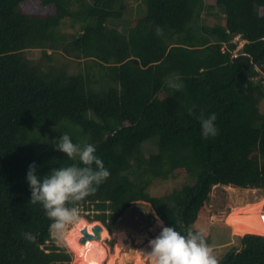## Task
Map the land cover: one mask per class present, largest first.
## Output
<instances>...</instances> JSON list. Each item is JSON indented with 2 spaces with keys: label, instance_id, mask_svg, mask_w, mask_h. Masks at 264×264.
<instances>
[{
  "label": "trees",
  "instance_id": "1",
  "mask_svg": "<svg viewBox=\"0 0 264 264\" xmlns=\"http://www.w3.org/2000/svg\"><path fill=\"white\" fill-rule=\"evenodd\" d=\"M139 3L123 18L124 0H0V264H73L25 179L32 162L39 175L78 163L54 148L62 132L94 144L110 171L77 202L110 233L142 200L209 245L195 224L213 186L264 188V0H216L207 7L224 15L214 23L202 18L205 0ZM67 17L80 30L63 33ZM34 48L39 60L27 55ZM173 76L181 89L166 87ZM211 113L217 134L205 138L199 117ZM147 142L157 146L148 155ZM179 174L193 181L150 193L153 178ZM235 238L219 264H264L263 235Z\"/></svg>",
  "mask_w": 264,
  "mask_h": 264
},
{
  "label": "clouds",
  "instance_id": "2",
  "mask_svg": "<svg viewBox=\"0 0 264 264\" xmlns=\"http://www.w3.org/2000/svg\"><path fill=\"white\" fill-rule=\"evenodd\" d=\"M243 42L245 43L246 40ZM166 87L170 90H179L183 84L179 76H173L166 80ZM199 121L203 137L207 138L217 134V127L214 123L215 113L207 117L201 115ZM54 148L66 154L68 158L78 159V163L54 167L47 174L39 175L38 165L32 162L28 166L25 179L31 192L30 201L33 204H40L51 221L49 233L53 238H62L66 227L81 219L77 202L95 192L96 186L109 177L110 171L96 154L94 144L74 143L67 132H62L55 139ZM90 210L94 213L99 212L93 207ZM156 220L161 227L158 235L149 241L151 251L141 252L148 264H219L218 258L213 254L202 231L192 228H184L181 231L177 230L174 225L166 226L157 214ZM97 222L107 228L102 221ZM23 235L29 241L36 239L31 232H25Z\"/></svg>",
  "mask_w": 264,
  "mask_h": 264
},
{
  "label": "rangeland",
  "instance_id": "3",
  "mask_svg": "<svg viewBox=\"0 0 264 264\" xmlns=\"http://www.w3.org/2000/svg\"><path fill=\"white\" fill-rule=\"evenodd\" d=\"M92 2L93 0H88ZM216 0H205L206 8L203 12V19L206 22L214 23L221 21L224 13L220 12L218 9H209L207 6L215 4ZM125 14L124 17H130V14L136 13L138 8L139 0H124ZM216 5V4H215ZM209 10L214 13H219L218 17L210 15ZM72 19L70 17L65 18L62 21L60 29L63 33L73 32L80 30L79 23L76 26H72ZM121 22L116 24L120 27ZM120 25V26H119ZM238 46L235 49V53H240L242 46L244 44L243 39L239 36L235 37ZM242 45V46H241ZM241 46V47H240ZM52 50H49L51 52ZM41 49L34 48L29 49L27 55L30 58L39 60L41 56ZM61 57V54H59ZM71 70H77V61L71 62ZM157 148L154 142H147L145 144V154L148 155L155 151ZM193 179L189 178L186 174H179L175 177H170L166 179L153 178L150 185L149 191L152 195L160 196L165 193L171 192L175 188H181L185 183H191ZM232 186V187H231ZM264 200V188H252V187H240L236 185H222L216 184L213 186L210 192L209 200L205 203V213L201 215L200 220L195 224V226H200L201 230L206 233L207 237L211 239L209 246L212 248L214 255L223 254L224 251L229 249V245L236 243L235 235H243L245 233H253L247 231L244 227L230 226L227 220L230 222L229 216L241 208L244 204L250 203L252 205L260 203ZM81 218L86 219L88 222H97L99 220L91 221L87 215H91L94 211L86 209L84 207H79ZM262 210L264 212V204L262 205ZM154 209L149 202L137 201L131 207H129L118 219L117 225L115 226L113 232L108 231V235L102 241L107 247L109 253H115L116 243L118 240V234L124 232L126 234L125 250L129 253L126 257L125 264H148L146 258L143 256L139 257V252L145 247V245L150 241L151 238H155L160 231V225L157 223L156 214L154 215ZM84 215V216H82ZM201 222V223H200ZM232 223V221L230 222ZM220 226L217 227V225ZM233 224V223H232ZM76 225V223L70 224L66 227L64 236L58 238V241L65 242L68 248L74 253L73 264H78V256L76 252L69 246L66 240L67 232ZM240 228V229H239ZM243 231V232H242ZM242 232V233H240ZM123 255V251L121 252ZM140 260V262H139ZM117 264L119 260L117 259ZM77 262V263H76Z\"/></svg>",
  "mask_w": 264,
  "mask_h": 264
},
{
  "label": "bare ground",
  "instance_id": "4",
  "mask_svg": "<svg viewBox=\"0 0 264 264\" xmlns=\"http://www.w3.org/2000/svg\"><path fill=\"white\" fill-rule=\"evenodd\" d=\"M263 204L264 200L255 205L250 203L244 204L241 208H237L238 210L229 216V220L230 222L232 221L233 224L228 220L227 223L230 226H242L247 231L264 235V212L262 210ZM94 224V222H88L86 219L81 218L79 222H77L76 225L67 232L66 240L68 241L69 246L74 250V252H76L78 256V264H117V259L119 260V264H125V260L127 259L126 257L129 253L124 249V240L126 238V234L124 232H120L118 234L115 253H109L107 247L102 241L108 235V229L105 227L102 230L101 240H88L86 244H81L79 242L82 237V227L86 226L88 230L92 232V227ZM122 251L123 255L121 253ZM149 251H151V248L148 242L145 247L143 246V248L140 250V255L138 258L143 257L141 252L146 253Z\"/></svg>",
  "mask_w": 264,
  "mask_h": 264
},
{
  "label": "water",
  "instance_id": "5",
  "mask_svg": "<svg viewBox=\"0 0 264 264\" xmlns=\"http://www.w3.org/2000/svg\"><path fill=\"white\" fill-rule=\"evenodd\" d=\"M104 226L100 222H96L93 227L91 233L86 226L82 227V237L80 239L81 244H86L88 240H96L99 241L102 239V230Z\"/></svg>",
  "mask_w": 264,
  "mask_h": 264
}]
</instances>
